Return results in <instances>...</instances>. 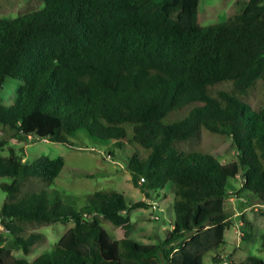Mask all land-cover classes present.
<instances>
[{"label": "trees", "instance_id": "1", "mask_svg": "<svg viewBox=\"0 0 264 264\" xmlns=\"http://www.w3.org/2000/svg\"><path fill=\"white\" fill-rule=\"evenodd\" d=\"M42 1L0 17V90L6 76L18 79L10 103L0 96V177H10L0 181V217L12 235L0 244V264H220L228 179L240 173L235 193L264 203V0H235L224 20L207 25L198 20L200 0ZM78 129L124 153L146 198L172 186L174 221L162 240L127 236L129 210L144 199L127 202L112 188L49 190L63 157L28 161L22 145L19 153L10 144L33 137L71 145ZM202 130L229 142L185 147ZM229 149L235 158L221 161ZM56 221L72 225L27 258L45 238L29 227ZM227 258L264 264L255 255Z\"/></svg>", "mask_w": 264, "mask_h": 264}, {"label": "rangeland", "instance_id": "2", "mask_svg": "<svg viewBox=\"0 0 264 264\" xmlns=\"http://www.w3.org/2000/svg\"><path fill=\"white\" fill-rule=\"evenodd\" d=\"M244 1V0H243ZM43 6L42 0H0V17H11L17 14L30 12ZM235 0H200L198 8V20L202 25H207L224 20L236 8ZM18 79L6 76L0 96L3 103H10ZM253 98V97H252ZM71 145L62 142H54L47 139L27 137L19 143L12 141V145H22L23 152L20 153L24 160L31 161L40 154L50 157L61 155L64 159V166L48 189H58L63 193L84 195L98 189H116L122 192L125 199L135 201L144 199L149 204L142 207H135L129 210L131 227L127 233L140 243H157L162 240L171 229L174 221V211L171 207L172 186L166 184L157 192L151 191L149 198H146L143 191L134 186L130 179L125 155L122 151H116L111 142H103L89 135L83 129H78L69 137ZM19 139L17 140V142ZM229 142V137H221L219 134L202 130L196 141L185 144V147L192 148L199 146L204 149L217 147L224 148ZM113 149V153L109 150ZM130 150L131 148H127ZM235 158V150L229 149L220 157L221 161ZM78 172V174H76ZM82 172L93 173L92 177L82 175ZM9 181L10 177L1 176L0 181ZM240 173L228 179L231 184V192L224 199V208L231 213L230 222L224 229L225 243L220 247L219 252L225 259L220 264H230L227 256L234 261L244 259L247 255H255L264 260V203L254 200H246L243 195L239 197L235 192L241 185ZM5 192L0 189V205L5 197ZM242 198V200H240ZM239 212V213H238ZM72 225V222H51L36 224L29 227L44 233L45 238L41 243L33 245L32 250L26 254L32 258L41 250L50 247L59 236ZM103 226L114 237H123L122 227H113L103 222ZM2 225L0 217V244L4 243L7 237H11ZM13 253L23 255L21 249H13ZM210 250L203 256L206 263H211Z\"/></svg>", "mask_w": 264, "mask_h": 264}, {"label": "crops", "instance_id": "3", "mask_svg": "<svg viewBox=\"0 0 264 264\" xmlns=\"http://www.w3.org/2000/svg\"><path fill=\"white\" fill-rule=\"evenodd\" d=\"M239 213V212H238Z\"/></svg>", "mask_w": 264, "mask_h": 264}]
</instances>
